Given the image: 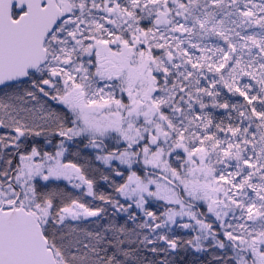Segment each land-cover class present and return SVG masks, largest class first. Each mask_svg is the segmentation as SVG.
<instances>
[{"label":"snow or ice","instance_id":"1","mask_svg":"<svg viewBox=\"0 0 264 264\" xmlns=\"http://www.w3.org/2000/svg\"><path fill=\"white\" fill-rule=\"evenodd\" d=\"M0 264H264V0H0Z\"/></svg>","mask_w":264,"mask_h":264}]
</instances>
